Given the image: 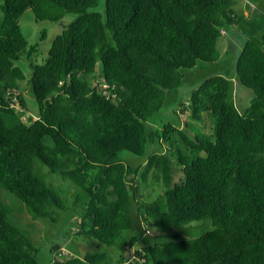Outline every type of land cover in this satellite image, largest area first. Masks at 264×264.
<instances>
[{"label": "trees", "instance_id": "trees-1", "mask_svg": "<svg viewBox=\"0 0 264 264\" xmlns=\"http://www.w3.org/2000/svg\"><path fill=\"white\" fill-rule=\"evenodd\" d=\"M0 1V187L34 219L56 223L55 211L64 205L35 173L40 159L89 194L79 233L116 247L117 264L132 250L145 259L137 264H264V33L246 41L235 68V80L254 93L250 107L240 112L234 81L214 75L184 106L192 122L211 115L212 140L188 122L183 129L168 123L157 137L171 147L147 154L146 124L167 92L183 84L184 71L219 60L225 26L241 27L230 5L106 0L101 14L87 12L98 0ZM29 9L38 20L54 22L80 14L37 63L40 45H29L19 23ZM22 58L30 62L28 79L17 65ZM98 69L101 83L93 84ZM25 81L38 104L35 116L21 93ZM18 108L29 118L9 126L6 117ZM178 144L190 155L172 154ZM125 151L144 160L132 167L121 157ZM174 160L181 167L178 181ZM141 169L143 183L153 178L162 185L163 202L143 200L140 183L131 182ZM10 216L0 203V264H41L29 231ZM141 220L170 239L135 248L142 236H153L144 227L139 234ZM203 221L210 231L192 236L198 229L185 228ZM107 256L88 253L46 264H107Z\"/></svg>", "mask_w": 264, "mask_h": 264}, {"label": "rangeland", "instance_id": "rangeland-1", "mask_svg": "<svg viewBox=\"0 0 264 264\" xmlns=\"http://www.w3.org/2000/svg\"><path fill=\"white\" fill-rule=\"evenodd\" d=\"M231 10L237 15H241L242 11L246 8L252 10L250 22L255 24V27L262 24L264 26V0H225ZM1 5V1H0ZM106 0H98L95 8L87 9V12H99L105 13ZM52 8H47L46 12L49 13ZM80 14H65L61 21H51L50 19L38 20L35 12L32 9L26 11L20 19V27L23 35L29 45H40V50L34 55V62H41V59L47 55V51L52 46L53 39L60 34L74 19ZM3 21V12L0 8V25ZM231 26H225L224 30L231 31ZM236 44V41H235ZM229 49V53L225 54L222 46L219 48V59L216 63H200L195 69L184 71L185 79L183 84L173 90L168 91L166 99L161 109L153 115V117L146 124L147 134L151 136L150 145L148 146L147 154L153 152L162 151V147L170 148L171 143L160 144V140L157 135L161 133V129L164 125L170 123L179 126V128H185L186 122L191 124V127L196 130L199 136L204 135L209 140H212L214 120L210 114L205 113L203 120L200 122H192L190 120L188 111L184 109V106L188 105V100L191 93L196 90L201 84L214 75H226L227 77L233 76L235 67L240 54L235 46ZM17 65L20 66L27 75V79L30 77L31 69L29 67L30 62L27 58H22ZM100 69L94 75L93 84L101 83ZM236 73L234 74L235 79ZM21 93L25 98L26 107L30 115H37L38 104L35 96L30 92V87L27 85V81L21 84ZM105 86V85H104ZM102 86V88L104 87ZM234 99L236 106L240 112H245L251 104L254 98L252 90L244 87L238 81H234ZM29 114L25 113V110L18 108L16 116L6 117V121L9 126H15L21 122H26L29 118ZM192 122V123H191ZM193 135V134H191ZM176 151H181L185 155H190L186 148L182 145H176L173 148L172 154L176 155ZM121 157L132 167H137L144 160L143 157L131 154V152L121 153ZM173 165L178 170L177 179L182 176L180 169L177 167L178 163L174 160ZM34 171L37 173L46 186L53 191L57 198L63 203L64 209H57L56 218L57 222L53 223L49 219L37 220L34 219L27 211L25 205L13 194L9 193L2 187H0V203L8 207L11 212L10 220L14 225L21 226L27 229L30 233V238L37 250V259L41 264H46L52 260H63L74 257H84L88 253H104L108 254L107 264H117L120 251L116 247H109L101 243L97 239L81 235L79 233V223L86 213V205L90 202V196L83 189L77 187L73 182L68 179H64L60 174L53 173L46 165L42 163L40 159H35ZM141 171L136 175V181L133 183H140V194L144 196L143 200L146 201H159L163 202L162 197L163 188L162 185L156 182L153 178L149 183H143L141 179ZM204 222V223H203ZM192 223L185 228L195 226L198 230L190 232L192 236H198L201 232L210 231L212 229L209 221ZM137 223L136 226L139 229V234L142 228H148V233L153 234L150 236H140V241L135 245V248L141 249L142 246L148 243H155L158 241L169 240L167 235H161L156 233L152 226V222ZM149 226V227H147ZM206 226V227H205ZM209 226V228H208ZM202 227V228H201ZM176 230L173 232L175 233ZM132 236V232L125 233V236ZM155 241V242H153ZM56 245H60L58 252H53L52 248Z\"/></svg>", "mask_w": 264, "mask_h": 264}, {"label": "crops", "instance_id": "crops-1", "mask_svg": "<svg viewBox=\"0 0 264 264\" xmlns=\"http://www.w3.org/2000/svg\"><path fill=\"white\" fill-rule=\"evenodd\" d=\"M252 13H253L252 10H249L248 8L244 9L241 15H238L239 17H237L236 19L238 20V22H241V27H239L238 24H234L232 25L233 27L231 31H226L223 29L225 33L222 35V37L218 41V50L222 46L224 53L228 54L229 49L233 48L232 46H235L239 54H241L243 47L249 38H251L254 35H259V34L264 33V26L262 27V24L255 27V24L250 22ZM235 41H236V44H235ZM218 61H220V59ZM233 76L229 78L235 81Z\"/></svg>", "mask_w": 264, "mask_h": 264}, {"label": "built area", "instance_id": "built-area-1", "mask_svg": "<svg viewBox=\"0 0 264 264\" xmlns=\"http://www.w3.org/2000/svg\"><path fill=\"white\" fill-rule=\"evenodd\" d=\"M144 261L145 259H143L139 255H136L135 251L132 250L130 253H128V260L124 264H137V263H142Z\"/></svg>", "mask_w": 264, "mask_h": 264}, {"label": "water", "instance_id": "water-1", "mask_svg": "<svg viewBox=\"0 0 264 264\" xmlns=\"http://www.w3.org/2000/svg\"><path fill=\"white\" fill-rule=\"evenodd\" d=\"M55 248H56V250H58L60 248V246L59 245H56Z\"/></svg>", "mask_w": 264, "mask_h": 264}]
</instances>
